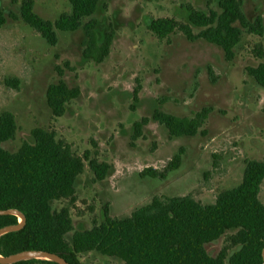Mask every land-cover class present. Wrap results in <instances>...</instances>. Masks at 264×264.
Masks as SVG:
<instances>
[{
	"label": "rangeland",
	"instance_id": "1",
	"mask_svg": "<svg viewBox=\"0 0 264 264\" xmlns=\"http://www.w3.org/2000/svg\"><path fill=\"white\" fill-rule=\"evenodd\" d=\"M242 1L250 21L259 15L264 20V0ZM22 2L0 0L5 18L0 27V116L12 113L18 126L16 137L3 148L16 152L34 142L33 130H55L74 154L89 152L91 159L111 166L106 179L96 181L86 162L75 185L76 202L52 203L55 211L70 209L75 231L102 223L106 210L111 217H128L155 196L191 195L213 204L222 191L242 182L248 160L264 161V87L247 73L248 67L264 63L259 55L264 54V35L245 33L227 61L220 47L204 40L191 42L179 31L159 40L148 30L157 18L189 23L187 6L218 11V0H103L94 15L99 41L111 32L113 41L102 63L84 58L82 29L57 31L56 46L49 45L22 20ZM33 2L34 12L52 22L71 11L69 0ZM59 80L79 88L80 95L55 118L46 92ZM203 108L213 110L206 135L171 138L152 120L156 109L192 117ZM142 118L150 122L134 141V124ZM180 149L181 164L165 180L140 176L147 168L162 171ZM260 200L264 203V182ZM227 245L224 236L206 250L215 257ZM79 259L82 264H125L97 252Z\"/></svg>",
	"mask_w": 264,
	"mask_h": 264
},
{
	"label": "trees",
	"instance_id": "2",
	"mask_svg": "<svg viewBox=\"0 0 264 264\" xmlns=\"http://www.w3.org/2000/svg\"><path fill=\"white\" fill-rule=\"evenodd\" d=\"M103 0H69L71 11L55 22L34 12L33 0H23L20 15L24 23L41 35L51 46L58 42L57 31H84L83 56L102 63L110 53L113 33L99 41L94 15ZM219 10L208 13L187 6L189 23L175 18L153 19L148 30L159 40L168 39L177 31L191 42L204 40L220 47L227 61L234 58L235 48L243 35H264V20L259 15L250 21L243 11L242 0H218ZM5 18L0 14V27ZM200 29L195 33L193 27ZM264 57L263 53H259ZM247 73L264 87V63L248 67ZM18 81L14 84L17 86ZM80 95L79 88H70L64 81L48 87L47 104L55 118L62 117L68 103ZM211 108H203L192 117L178 116L156 109L152 120L165 127L171 138L206 135L204 128ZM150 122L142 118L134 124L133 140L143 136ZM18 130L15 116H0V210L15 209L24 214L25 226L0 237V255L9 256L26 250H42L63 257L69 264H82L80 254L97 252L117 258L125 264H263L264 203L260 200L264 182V161L248 160L242 182L222 191L213 204H202L191 195L155 196L128 217H111L91 229L75 231L70 209L53 210L55 201L76 202L75 185L85 170V163L96 181L106 179L111 166L73 153L71 146L57 139L55 130H33L34 142H25L16 152L3 148ZM184 149L175 154L161 170L147 168L141 177L165 180L178 169ZM16 215L0 216V229L18 224ZM72 234L71 240L68 236ZM228 236L229 245L212 257L206 245ZM237 248L231 255L229 250ZM15 264H57L32 259Z\"/></svg>",
	"mask_w": 264,
	"mask_h": 264
},
{
	"label": "water",
	"instance_id": "3",
	"mask_svg": "<svg viewBox=\"0 0 264 264\" xmlns=\"http://www.w3.org/2000/svg\"><path fill=\"white\" fill-rule=\"evenodd\" d=\"M16 215L19 218L18 224L9 225L0 229V237L7 233L16 232L21 230L26 223L24 214L15 209L0 210V216ZM32 259L53 261L57 264H69L63 257L42 250H26L18 252L9 256L0 255V264H15L21 261H27ZM263 264H264V250H263Z\"/></svg>",
	"mask_w": 264,
	"mask_h": 264
}]
</instances>
